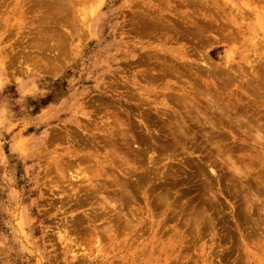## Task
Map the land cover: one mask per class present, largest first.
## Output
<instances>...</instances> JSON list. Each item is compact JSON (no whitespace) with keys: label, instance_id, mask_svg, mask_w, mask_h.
I'll use <instances>...</instances> for the list:
<instances>
[{"label":"rangeland","instance_id":"obj_1","mask_svg":"<svg viewBox=\"0 0 264 264\" xmlns=\"http://www.w3.org/2000/svg\"><path fill=\"white\" fill-rule=\"evenodd\" d=\"M0 264H264V0H0Z\"/></svg>","mask_w":264,"mask_h":264},{"label":"bare ground","instance_id":"obj_2","mask_svg":"<svg viewBox=\"0 0 264 264\" xmlns=\"http://www.w3.org/2000/svg\"><path fill=\"white\" fill-rule=\"evenodd\" d=\"M46 2H47V1H46ZM46 2H45V3H46ZM47 3H48V2H47ZM48 4H49V3H48ZM55 4H56V3H55ZM46 5H47V4H46ZM54 7H55V5H54ZM82 19H83V20H82V21H83V24L87 26L88 24H87L86 19H85V20H84V18H82ZM80 20H81V19H80ZM82 21H81V22H82ZM84 25H83V26H84ZM57 36L60 37L59 35H57ZM60 38H61V37H60ZM57 43H58V42H57ZM57 43H56V45H57ZM48 44H49V43H48ZM58 44H59V43H58ZM54 47H55V45H54ZM56 47H57V46H56ZM48 48H49V47H48ZM48 48H47V49H48ZM59 48H60V46H59ZM56 49H57V48H56ZM48 50H49V49H48ZM197 110H198V109H197ZM198 112H200V111H198ZM222 119H223V118H222ZM118 120H119V119H118ZM120 121H121V120H120ZM168 124H169V123H168ZM125 126H126V125H125ZM177 126H178V124H177ZM75 127H76V126H75ZM178 127H179V126H178ZM76 128H77V127H76ZM84 128H85V127H84ZM126 128H127V126H126ZM126 128H125V129H126ZM181 128H182V127H181ZM181 128H180V130H182ZM77 129H78V128H77ZM120 130H121V129H120ZM120 130H119V131H120ZM184 130H185V129H184ZM188 130H189V127H188ZM76 131H77V130H76ZM119 131H118V132H119ZM121 131H122V130H121ZM186 131H187V129H186ZM191 131H192V130H191ZM70 132H71V131H70ZM79 132H80V131H79ZM79 132H78V133H79ZM82 132H83V131H81V133H82ZM130 132H131V131H130ZM192 132H193V131H192ZM192 132L190 133V135H191V134L193 135ZM204 132H205V131H204ZM68 133H69V132H68ZM71 133H72V132H71ZM73 133H74V130H73ZM120 133H121V132H120ZM186 133H187V132H186ZM195 133H196V132H195ZM109 134H111V133H109ZM116 134H117V133H116ZM128 134H129V133H128ZM181 134H182V131H181ZM181 134H180V135H181ZM184 134H185V131H184ZM184 134H183V135H184ZM207 134H208V133H207ZM207 134H206V135H207ZM59 135H60V134H59ZM69 135H70V133H69ZM71 135H72V134H71ZM79 135H80V133H79ZM92 135H94V134H92ZM125 135H126V134H125ZM130 135H132V134H130ZM130 135H129V136H130ZM183 135H182V136H183ZM190 135H189V133H188V136H190ZM195 135H196V134H195ZM195 135H194V137H196ZM197 135H198V134H197ZM75 136H76V133H75ZM81 136H82V135H81ZM87 136H88V135H87ZM140 136H141V134H140ZM184 136H185V135H184ZM184 136H183V137H184ZM186 136H187V134H186ZM77 137H79L78 134H77ZM82 137H83V136H82ZM85 137H86V136H85ZM118 137H119V136H118ZM148 137H150V136H148ZM179 137H180V136H179ZM190 137H191V136H190ZM192 137H193V136H192ZM192 137H191V138H192ZM67 138L69 139L68 136H67ZM80 138H81V137H79L78 140H79ZM89 138H90V137H89ZM107 138H109V137L107 136ZM112 138H113V137H112ZM112 138H110V139H112ZM130 138H131V137H130ZM75 139H76V137H75ZM91 139H92V138H91ZM122 139H123V138H122ZM124 139H127V138H124ZM124 139H123V140H124ZM185 139H186V138H185ZM188 139H189V138H188ZM55 140H56V139H55ZM66 140H67V139H66ZM69 140H70V139H69ZM69 140H68V141H69ZM71 140H72V139H71ZM105 140H106V139H105ZM112 140H113V139H112ZM116 140H117V139H116ZM129 140H130V139L125 140V142H127V141H129ZM145 140H146V139H145ZM74 141H75V140H74ZM74 141H73V142H74ZM79 141H80V140H79ZM86 141H89V140H86ZM107 141H108V139H107ZM117 141H118V140H117ZM138 141H139V140H138ZM138 141H137V142H138ZM69 142H70V141H69ZM80 142H81V141H80ZM84 142H85V141H84ZM91 142H92V140L89 141V143H91ZM145 142H146V141H145ZM175 142L177 143V141H175ZM77 143H78V142H77ZM86 143H87V142H86ZM92 143H93V142H92ZM120 143H121V142H120ZM120 143H119V144H120ZM127 143H128V142H127ZM127 143H126V144H127ZM129 143H130V142H129ZM140 143H141V142H140ZM178 143H179V142H178ZM181 143H182V142H181ZM183 143H184V142H183ZM109 144H110V143H109ZM121 144H122V143H121ZM123 144H124V143H123ZM90 145H91V144H90ZM110 145H111V144H110ZM94 146H95V145H94ZM123 146H124V145H123ZM123 146L121 145V147H123ZM127 146H128V148H130L129 144H128ZM131 146H132V145H131ZM95 147H96V146H95ZM97 147H98V146H97ZM101 147H102V146H101ZM111 147H112V146H111ZM197 147H198V146H197ZM197 147H195V148H197ZM109 148H110V147H109ZM128 148H127V149H128ZM131 148H132V147H131ZM165 148H166V147H165ZM175 148H176V147H175ZM95 149H96V148H95ZM114 149H115V148H114ZM137 149H138V148H135V150H137ZM176 149H177V148H176ZM176 149H175V150H176ZM128 150H130V149H128ZM128 150H127V151H128ZM139 150H140V149H139ZM173 150H174V146H173V148H172V151H173ZM142 151H144V149H143ZM74 152H75V151H74ZM120 152H121V151H120ZM164 152H165V151H164ZM111 153H112V152H111ZM132 153H133V152H132ZM132 153H131V154H132ZM142 153H143V152H142ZM70 154H71V153H70ZM128 154H129V153H127V155H128ZM134 154H135V153H134ZM134 154H133V155H134ZM159 154H160V156H161V155H164V154H161L160 152H159ZM86 155H87V153H86ZM123 155L125 156V152H123ZM136 155H137V154H136ZM121 156H122V155H121ZM148 156H149V155H148ZM160 156H159V158H160ZM79 157H80V156H79ZM83 157H84V155H83L82 157H80V159L83 158ZM127 157H128V156H127ZM129 157H131V156L129 155ZM133 157H135V155H134ZM84 158H87V159H88V157H84ZM148 158H149V157H148ZM150 158H153V157H150ZM159 158H158V159H159ZM76 159H77V158H76ZM89 159H90V158H89ZM89 159H88V162H89ZM140 159H141V158H140ZM66 160H68V159L66 158ZM80 161H81V160H80ZM102 161H103V160H102ZM128 161H129V159H128ZM85 162H87V161L85 160ZM85 162H84V163H85ZM91 162H92V161H91ZM66 163L68 164V161H67ZM66 163H65V164H66ZM78 163H79V162H78ZM80 163H81V162H80ZM82 164H83V163H82ZM68 166H70V165H68ZM78 167H79V166H78ZM85 167H86V166H85ZM93 167H94V166H93ZM198 167L201 168V167H203V166L201 165V166H198ZM72 168H73V167H72ZM81 168H82V167H81ZM127 168H128V167H127ZM107 169H108V168H107ZM131 169H132V168H131ZM198 169H199V168H198ZM203 169H204V168H203ZM65 170L67 171L66 168H64V171H65ZM69 170H70V169H69ZM69 170H68V172H69ZM74 170H75V169H74ZM95 170H96V169H95ZM95 170H94V171H95ZM133 170H135V169L133 168ZM200 170H201V169H200ZM77 171H78V170H77ZM121 171H122V170H121ZM115 172H116V171H115ZM65 173H67V172H65ZM116 173H117V172H116ZM144 173H145V172H143L142 174L144 175ZM67 174H68V173H67ZM69 174H70V173H69ZM78 174H79V173H78ZM124 174H125V173H124ZM126 174H127V173H126ZM130 174H131V172H130ZM145 174H146V173H145ZM73 175H74V173H73ZM73 175H71V176H73ZM150 175H151V174H149V175L146 174V176H144L145 179H146L147 176H149V177L146 179L147 182H149L148 179H150ZM69 176H70V175H68L67 177H69ZM74 176H76V179H77V175H74ZM80 176H81V175H80ZM131 176H133V175H131ZM116 178H117V176H116ZM132 178H133V177H132ZM138 178H139V177H138ZM142 178H143V177H142ZM142 178H141V176H140V180H141ZM145 179H144V180H145ZM115 180H116V179H115ZM117 180L119 181V178H118ZM134 180H135V179H134ZM142 180H143V179H142ZM144 180H143L142 182H144ZM71 181H72V180H71ZM105 181H106V180H105ZM124 181H126V180H124ZM136 181H137V183H139V180H136ZM150 181H151V179H150ZM103 182H104V181H103ZM112 182L114 183L115 181L113 180ZM122 182H123V181H122ZM130 182H131V181H130ZM132 182H133V181H132ZM147 182H146V183H147ZM118 183H119V182H117V184H118ZM137 183L133 184V186H135V185L137 186ZM77 184H78V182H77ZM125 184H126V183H125ZM127 184H128V183H127ZM140 184H142V183H140ZM153 184H154V183H153ZM114 185H116V183H115ZM118 185H119V184H118ZM143 185H144V184H143ZM78 186H79V185H78ZM130 186H131V185H129V187H130ZM136 186H135V187H136ZM146 186H147V185H146ZM108 187H109V186H108ZM111 187H112V186H111ZM140 187H141V186L138 185V188H140ZM142 187H143V186H142ZM157 187H158V186H157ZM77 188H78V187H77ZM103 188H104V187H103ZM138 188H136V189H138ZM155 188H156V187H155ZM123 189H124V188H123ZM153 189H154V188H153ZM157 189H158V188H157ZM62 190H63V188H62ZM85 190H86V189H85ZM115 190H118V189H115ZM119 190H121V189H119ZM126 190H127V189H126ZM126 190H124V191H126ZM83 191H84V190H83ZM95 191H96V189H95ZM106 191H107V188H106ZM121 191H123V190H121ZM121 191H119V192H121ZM131 191H132V190H131ZM84 192H85V191H84ZM87 192H88V191H87ZM97 192H100V191L98 190ZM97 192H95L94 194H96ZM138 192H139V190H138ZM162 192H163V191H162ZM139 193H141V192H139ZM143 193H144V192H143ZM147 193H149V191H148ZM78 194H79V192H78ZM99 194H100V193H99ZM106 194H107V192H106ZM130 194H131V193H130ZM158 194H161V193H158ZM81 195H82V194H81ZM111 195H112V193H111ZM135 195H136V194H135ZM150 195H151V194H150ZM84 196H86V195H84ZM98 196H99V195H98ZM119 196H121V195H119ZM122 196H123V195H122ZM157 196L159 197L160 195H157ZM165 196H166V195H165ZM72 197H73V195H72ZM93 197H96V196L93 195ZM128 197H130V196H128ZM149 197H150V196H149ZM160 197H163V194H161ZM68 198H69V197H68ZM97 198H98V197H97ZM100 198H101V197H100ZM133 198H134V197H133ZM164 198H166V197H164ZM101 199H102V198H101ZM105 199L108 200V198H105ZM157 199H158V198H157ZM160 199H161V198H160ZM166 199H167V198H166ZM76 200H77V199H76ZM97 200H98V199H97ZM108 201H109V200H108ZM134 201H135V200H133V202H134ZM102 202H106V201L103 200ZM160 202H161V201H160ZM84 203H85V202H84ZM100 203H101V202H100V200H99V204H100ZM152 203H153V202H152ZM161 203H162V202H161ZM203 203H204V202H203ZM205 203H206V202H205ZM97 204H98V203H97ZM101 204H102V203H101ZM120 204H121V203H120ZM159 204H160V203H159ZM166 204H167V203H166ZM114 205H115V203H114ZM126 205H127V204H126ZM129 205H131V204H129ZM136 205H137V204H136ZM190 205L192 206V204H190ZM202 205H203V204H202ZM210 205H211V204H210ZM90 206H91V204H90ZM92 206H93V205H92ZM102 206H103V205H102ZM112 206H113V205H112ZM157 206H158V205H157ZM99 207H100V206H99ZM106 207H107V206H106ZM108 207H110V206H108ZM124 207H125V206H124ZM124 207H123V208H124ZM201 207H203V206H201ZM205 207H207V206H205ZM91 208H92V207H91ZM119 208H121V207H119ZM127 208H128V207H127ZM189 208H191V207H189ZM105 209H106V208H105ZM203 209H204V208H203ZM207 209H208V208H207ZM120 210H121V209H120ZM194 210H195V208H194ZM112 211H113V210H112ZM121 211H124V210L122 209ZM116 212H117V211H116ZM125 212H126V211H125ZM196 212H197V211H196ZM94 213H96V212L94 211ZM119 213H120V212H119ZM138 213H139V212H138ZM124 214H125V213H124ZM124 214H123V215H124ZM126 215H127V214H126ZM137 215H138V214H137ZM121 216H122V215H121ZM129 216H130V218H131V217H135L134 215H133V216L129 215ZM129 216H128V218H129ZM116 217H117V216H116ZM117 218H118V217H117ZM120 218H121V217H120ZM207 218H208V217H207ZM89 219H90V218H89ZM109 219H110V218H109ZM115 219H116V218H115ZM123 219H124V218H123ZM123 219L121 218L122 221H123ZM131 219H132V218H131ZM135 219H137V218L135 217ZM212 219H213V217H212ZM116 220H117V219H116ZM126 220H127V219H126ZM138 220H139V219H138ZM197 220H198V219H197ZM197 220L195 221L196 223L198 222ZM206 220H207V219H206ZM236 220H237V219H236ZM238 220H239V219H238ZM90 221H91V220H90ZM90 221H89V222H90ZM134 221H135V220H134ZM202 221H204V220L202 219ZM208 221H209V220H208ZM208 221H206V222H208ZM240 221H241V220H240ZM240 221H239V223H241ZM117 222H118V220H117ZM135 222H136V221H135ZM135 222H134V223H135ZM206 222L204 221L203 225H205ZM200 223H201V221H200ZM109 224H110V223H109ZM121 224H122V223H121ZM129 224L132 225V223H130V222H129ZM213 224H214V223H213ZM262 224H263V223H262ZM122 225H123V224H122ZM122 225H119V226H122ZM133 225H135V224H133ZM206 225H207V224H206ZM208 225H209V223H208ZM238 225H240V224H238ZM210 226H211V223H210ZM111 227H113V225H112ZM123 227H124V226H123ZM127 227H128V226H127ZM131 227L133 228V226H131ZM137 227H138V226L136 225V228H137ZM108 228H110V226H109ZM115 228H116V227L113 228L114 231H115ZM214 228H215V227H214ZM111 229H112V228H111ZM119 229H122V228H119ZM119 229H118V230H119ZM208 230H209V229H208ZM253 231H254V230H253ZM138 232H139V230H138ZM138 232H136V233L138 234ZM221 232H222V231H221ZM249 232H251V230H250ZM216 233H217V231H216ZM225 233H226V232H225ZM247 234H248V232H247ZM250 235H251V234H250ZM198 237H199V235H198ZM200 237H201V236H200ZM219 237H220V236L218 235V238H219ZM222 237H223V236H222ZM227 238H228V237H227ZM217 240H218V239H217ZM227 252H228V251H227ZM224 253H225V252H224ZM228 253H229V252H228ZM225 255H228V254H225ZM225 255H224V256H225Z\"/></svg>","mask_w":264,"mask_h":264}]
</instances>
